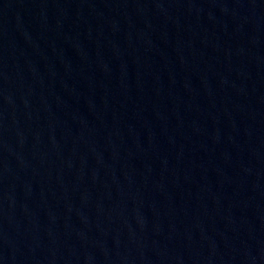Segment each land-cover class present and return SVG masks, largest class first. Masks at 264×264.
<instances>
[{"label": "water", "instance_id": "95a60500", "mask_svg": "<svg viewBox=\"0 0 264 264\" xmlns=\"http://www.w3.org/2000/svg\"><path fill=\"white\" fill-rule=\"evenodd\" d=\"M0 264H264V0H0Z\"/></svg>", "mask_w": 264, "mask_h": 264}]
</instances>
